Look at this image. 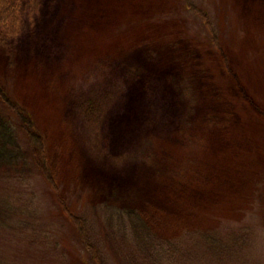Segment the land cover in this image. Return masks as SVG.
Wrapping results in <instances>:
<instances>
[{"label": "rangeland", "instance_id": "rangeland-1", "mask_svg": "<svg viewBox=\"0 0 264 264\" xmlns=\"http://www.w3.org/2000/svg\"><path fill=\"white\" fill-rule=\"evenodd\" d=\"M1 33L0 87L58 186L0 101L17 153L0 166L1 264H94L69 212L106 264H264V0H35ZM104 203L147 228L123 232Z\"/></svg>", "mask_w": 264, "mask_h": 264}, {"label": "trees", "instance_id": "trees-1", "mask_svg": "<svg viewBox=\"0 0 264 264\" xmlns=\"http://www.w3.org/2000/svg\"><path fill=\"white\" fill-rule=\"evenodd\" d=\"M187 2V8L192 11L200 14L203 17V21H205V25L208 28L211 27L210 16L206 11L199 8L195 4L190 1ZM35 5V0H0V33L3 35L13 36L19 32V24L23 19L24 13L26 11L31 12L33 6ZM5 89L0 87V101L3 102L9 109H11L14 114H16L19 118V126L23 129L28 137V145H29V154L32 158L34 164L42 171L45 178L49 181L51 186L58 191V186L53 179V176L50 171L49 162L46 160V150L43 144L42 135L39 131L33 128V119L30 113L24 109L20 108L19 104L16 103L12 98L6 94ZM3 119L2 117H0ZM13 133L9 131L8 123L0 120V166L3 164L14 165L17 159L16 146L13 145ZM14 159V160H13ZM105 206H111L113 209H116L113 217L110 218L115 219V223L113 226L118 227L119 224L122 227V231L126 230L123 228L124 219L128 217L131 220H134L135 223L142 229L147 228V224L142 218L140 212L133 209L120 208L115 204H101ZM69 217L72 219L73 223L76 226L78 234L87 249L90 259L94 264H106V261L101 254L99 248L95 243H93L87 231L86 218L72 212H69ZM127 219V218H126ZM109 224V223H108ZM113 230V229H112ZM116 231V229H114ZM143 230V229H142ZM144 232V231H143ZM145 233V232H144ZM135 241L138 243L139 240H144L147 246H153V242L149 239H152L147 235L148 239L142 237H135ZM1 264V263H0Z\"/></svg>", "mask_w": 264, "mask_h": 264}]
</instances>
